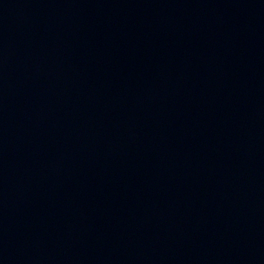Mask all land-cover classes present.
<instances>
[{"label":"water","instance_id":"1","mask_svg":"<svg viewBox=\"0 0 264 264\" xmlns=\"http://www.w3.org/2000/svg\"><path fill=\"white\" fill-rule=\"evenodd\" d=\"M0 264H264V0H0Z\"/></svg>","mask_w":264,"mask_h":264}]
</instances>
